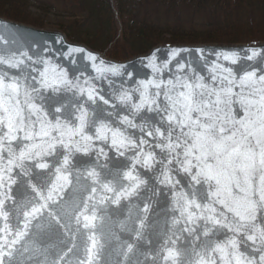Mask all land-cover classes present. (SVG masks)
Returning a JSON list of instances; mask_svg holds the SVG:
<instances>
[{"label":"snow or ice","instance_id":"snow-or-ice-1","mask_svg":"<svg viewBox=\"0 0 264 264\" xmlns=\"http://www.w3.org/2000/svg\"><path fill=\"white\" fill-rule=\"evenodd\" d=\"M9 32L0 264H264V47L130 67Z\"/></svg>","mask_w":264,"mask_h":264},{"label":"trees","instance_id":"trees-1","mask_svg":"<svg viewBox=\"0 0 264 264\" xmlns=\"http://www.w3.org/2000/svg\"><path fill=\"white\" fill-rule=\"evenodd\" d=\"M0 17L118 62L159 45L264 42V0H0Z\"/></svg>","mask_w":264,"mask_h":264},{"label":"water","instance_id":"water-1","mask_svg":"<svg viewBox=\"0 0 264 264\" xmlns=\"http://www.w3.org/2000/svg\"><path fill=\"white\" fill-rule=\"evenodd\" d=\"M12 26H15L17 29H19L20 35L23 37H36L37 39L43 38V40L48 43L49 47L53 46L52 41L54 38L58 39V37H56V34H59V37L63 38V40L66 42V45H74V46L84 47L86 50L104 58L106 61H111V62H115V63H125V64H129L130 67L133 66L139 58H141L145 55V54L139 55V56H136V57L129 59V60H126V61L117 62V61H114L111 59H107L106 57H104V55L98 53L97 51L91 50L90 48H88L87 46H85L83 44L74 43V42L69 41L62 32L38 29V28H34L32 26L16 23V22L9 21V20L3 19V18H0V35L9 36V34H10L9 30L12 28ZM55 47H59V44L58 43L55 44ZM169 47H179V48H189V49L204 48V49H208V50H212V51H220V50L240 51L241 49H247L248 47L261 48V47H264V43L237 44V45H216V44H207V45H159V46L152 48L147 53H150L152 51H155L156 49H159L160 51L157 53V55L159 57H163L165 55V53L167 52V50L169 49ZM142 71L147 72L148 70L143 69Z\"/></svg>","mask_w":264,"mask_h":264},{"label":"rangeland","instance_id":"rangeland-1","mask_svg":"<svg viewBox=\"0 0 264 264\" xmlns=\"http://www.w3.org/2000/svg\"><path fill=\"white\" fill-rule=\"evenodd\" d=\"M111 3H112V1H111ZM1 18V17H0ZM4 19V18H3ZM35 28V27H34ZM39 29V28H38ZM43 30H48V31H58L56 28H54V27H48V28H45V29H43ZM60 32V31H59ZM262 43V42H261ZM264 43V42H263ZM94 51V50H93ZM98 52V51H97ZM98 53H100V54H102V55H104V57H106V53H107V50H105L104 52H98ZM107 58V57H106ZM107 59H109V58H107ZM118 62V61H117Z\"/></svg>","mask_w":264,"mask_h":264}]
</instances>
